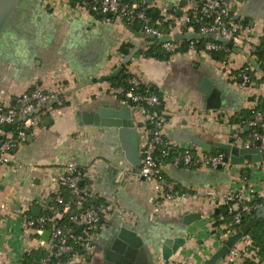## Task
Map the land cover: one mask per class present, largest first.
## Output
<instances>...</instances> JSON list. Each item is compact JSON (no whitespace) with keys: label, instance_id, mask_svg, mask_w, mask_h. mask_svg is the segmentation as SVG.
<instances>
[{"label":"crops","instance_id":"obj_1","mask_svg":"<svg viewBox=\"0 0 264 264\" xmlns=\"http://www.w3.org/2000/svg\"><path fill=\"white\" fill-rule=\"evenodd\" d=\"M142 1L146 10L173 24L181 16L179 10L185 11V7L180 8L182 0ZM62 6L50 7L46 0H18L14 15L0 33V105L14 103L18 95L36 84L44 88L57 83L65 86L62 102L12 151L8 163H0V264H22L25 254L46 250L50 234L46 231L40 236L34 229H26L24 222L33 216V205L42 207L40 215L52 210L50 218L58 223L67 216L53 209L52 202L68 162L85 172L83 187L93 204L114 198L127 215L105 218L87 255L60 264H118L108 258L107 251L113 253L122 226L141 237L146 256L153 257L149 264H203L231 235L225 228L229 223L225 213L230 214V222L231 213L226 205H214L212 199L229 191L247 190L250 185L264 197V162L181 167L175 158L183 149L205 152L192 142L193 137L209 143H227L231 138L238 145L250 141L252 128L247 122L232 119L242 110L264 111V65L256 53L264 47V0H236L232 4L233 19L246 37L229 46L221 59L190 50L168 59L146 56L141 51L156 39L141 28L122 20L104 22L89 12L73 15ZM236 15L245 22L236 20ZM172 32L188 31L172 27ZM122 44L130 45L131 50L138 47L126 66L128 72L140 75L145 86L159 90L169 119L165 135L178 144L171 156L162 159L165 190L169 192L167 187H171L174 194L171 200H165L128 161L116 127L88 124L84 119V113L99 107L124 106L110 91L111 80L94 81L120 65L125 56L120 52ZM245 67L253 74L250 87L240 84L239 74ZM206 76L222 90L220 109H208L199 90ZM134 122L144 123L138 114ZM137 131L142 134V127ZM186 167L192 174H187ZM66 191L63 188L62 195ZM63 197L65 200L68 195ZM190 213H202V218L187 224L185 217ZM174 237H184L186 242L166 261L161 247L166 238ZM239 243L244 244V238ZM224 260L217 264H225Z\"/></svg>","mask_w":264,"mask_h":264},{"label":"built area","instance_id":"obj_2","mask_svg":"<svg viewBox=\"0 0 264 264\" xmlns=\"http://www.w3.org/2000/svg\"><path fill=\"white\" fill-rule=\"evenodd\" d=\"M50 7L62 6L68 13L81 15L89 12L94 17H98L104 22L114 23L122 20L133 25L140 22L142 31L146 35H154L160 39L165 35L173 36L172 27H183L188 32H195L200 37L207 38L209 34L222 36L227 42L233 44L241 42L246 35L240 29L239 24L233 19L232 4L236 0H188L183 14L175 19V24L171 26V32L165 34L160 29L152 25L151 15L148 14L142 0H46ZM63 12V11H62ZM64 13V12H63ZM109 14V15H108ZM164 21V20H163ZM197 27V28H196ZM198 39L189 40L188 49L203 53L226 50L227 47L222 42L206 40L201 47L197 46ZM162 46L168 51H175L181 46V40H170L163 42ZM249 68H243L240 72L241 87H250L253 83L249 73ZM130 73V72H129ZM127 87L111 86L110 91L120 97L123 105L129 106L134 114H138L144 122L140 134V147L143 148L141 170L139 175L152 184L153 188L160 193L165 200H171L174 196L172 188L165 190V178L163 176L165 165L162 159L171 156L177 150L176 141L166 137V126L168 124V113L163 107V98L158 93L150 91L148 86L142 82L140 75L130 73L127 79ZM65 86L57 83L53 88H44L41 85H34L29 90L24 91L15 99L14 103L0 105V163L6 164L10 161L12 151L25 142L43 123L44 118L54 111L55 104L62 102V92ZM248 126L255 129L259 125L264 128V111H256L254 117L247 122ZM11 125L10 130L6 126ZM259 145H255L256 141ZM254 144L260 150H264V131L253 130L250 134V141L244 145ZM160 155L157 156L156 153ZM162 157V158H161ZM175 162H183L189 167H214L225 166L222 153H193L190 149L178 151ZM85 172L78 171L76 164L68 162L66 171L58 179V189L56 191V201L63 205L58 213H64L69 220L77 226L83 227V233L77 234L72 228L59 225L57 220L40 215L37 218L27 217L24 222L26 229H34L42 236L46 231L50 232V237L45 241L48 255L38 264H49L51 258L62 257L73 251L72 242L78 241L85 250V255L75 254L72 259L84 257L91 249L94 238V229L105 220V218L118 215L125 218L127 215L124 207L114 198H109L101 204H93L89 199V192L80 184L84 180ZM84 182V181H83ZM63 188H67L77 198L75 208L72 203L66 202L61 193ZM259 196L254 186H249L244 191H229L218 198H213L214 205H226L233 220L225 225L227 233L233 234L238 231L245 216L254 215L262 206L254 200ZM88 203L86 207L83 204ZM70 213V211H72ZM70 213V214H69ZM50 222V224H49ZM49 225V226H48ZM243 239V238H242ZM241 239V240H242ZM240 240V241H241ZM244 244H235L230 253L225 257V264H243L245 259H249L256 264H263L259 256V248L246 236ZM68 261V262H69ZM65 263L57 262L56 264Z\"/></svg>","mask_w":264,"mask_h":264},{"label":"water","instance_id":"obj_3","mask_svg":"<svg viewBox=\"0 0 264 264\" xmlns=\"http://www.w3.org/2000/svg\"><path fill=\"white\" fill-rule=\"evenodd\" d=\"M18 0H0V33L4 27L8 24L9 19L12 18L17 9ZM188 0H182L180 2V8L186 7ZM174 6V5H172ZM171 8V7H170ZM234 10V9H233ZM179 14H183V10H179ZM109 15V14H108ZM236 20H240L241 23L245 21L240 19L239 15L235 16ZM151 39L155 40L154 35H150ZM200 36L195 32L175 33L173 36L165 35L160 38V43L170 40H192L198 39ZM207 38L216 39L225 45L233 46L232 42H227L222 36H216L215 34H209ZM138 47L132 49L126 54L120 65L115 68L111 73L102 75L95 78L94 81H109L119 76V74L130 63L133 56L137 53ZM200 92L205 95L208 109H220L223 101L222 90L215 85L214 81L209 77H204L199 88ZM264 108V101L262 102ZM85 122L94 125H104L110 127H116L119 132V137L123 150L125 151L126 158L130 163L138 167V172L141 170L142 158L144 157L143 148L140 147V134L137 131V127H141L142 123L134 122V115L129 106H113V107H99L98 109L84 113ZM6 130H10L11 125H7ZM192 142L202 147L205 152L210 153H222L224 155V162L233 165H243L246 162H264V150H260L255 145H259L260 141H256V144L238 145L234 144L233 138L229 142L215 141L209 143L207 139L202 137H193ZM194 147H191L193 149ZM183 162L179 165L183 167ZM222 165L219 166V168ZM187 174H192L191 168L186 167ZM84 184L83 181L80 182ZM42 207L39 205H33L31 212L34 216H40ZM202 218V213H190L185 217V223L189 224L195 220ZM264 218V204L256 211L254 215L235 233L228 236L223 245L218 248L203 264H217L221 259L225 258L231 248L237 244L242 238H244L249 231L258 225L260 220ZM50 232L47 231V235ZM186 239L184 237L166 238L161 247L163 259L168 261L170 257L175 254L178 249L184 245ZM146 245H144L141 237L137 236L136 231L122 226L116 236V240L112 246V252L108 253L109 259L115 261L118 264H149L153 259L152 256H146Z\"/></svg>","mask_w":264,"mask_h":264},{"label":"trees","instance_id":"obj_4","mask_svg":"<svg viewBox=\"0 0 264 264\" xmlns=\"http://www.w3.org/2000/svg\"><path fill=\"white\" fill-rule=\"evenodd\" d=\"M71 1L76 2V0H71ZM123 1H127V0H123ZM147 12L149 15H151L152 25L154 27L160 29L165 34H169L171 32V26L173 25V23L171 21H163L158 16L153 15L152 10H150V9H148ZM133 26L135 29L142 28L141 23L136 22V21L133 24ZM206 40H212V41L220 42L216 39H210V38L206 39V38L200 37L199 40L197 41V46L201 47L202 44L204 43V41H206ZM189 42H190L189 40H182L181 46L178 47L175 51H168L162 46V43H160V41L158 39H156L155 41L151 42L150 47L148 49L142 50L141 52L144 53L146 56H156L159 58L168 59L172 54H175L177 52L186 51L188 49ZM226 47H227V49H229L228 45H226ZM130 50H131V46L128 44H122L120 46V52L124 55L128 54L130 52ZM227 52H228V50L214 51V52H212V56L214 58H220L221 59V58H224V56H226ZM256 53L258 56V61L260 62L261 65H264V47L259 48L256 51ZM248 71H249V73L252 77V80H253L252 71L250 69ZM129 76H130V73L128 72L127 67H125V69L121 72V74L118 77L111 79L112 86L127 87L128 86L127 79ZM148 89L150 91L158 93L161 96V94L157 88L150 87ZM56 105L57 104H55V106ZM258 110H259V108L242 110L241 112H239L237 118L232 119V122H241V123L245 124L246 122H248V120H250L254 117L256 111H258ZM253 130L264 131V128L259 125L255 129H252V131ZM156 154H157V156L160 155L158 152ZM82 174H83V171H82ZM84 181H86L85 177H84ZM65 189H67V188H65ZM63 193H64V195H68V198H65V201H71L72 208H75V202L77 201V198L73 195V193L71 191H66ZM254 202L260 203L261 205H263L264 204V197L257 196L256 199L254 200ZM91 203H92V201H91ZM52 205H53V209H56V210L57 209L61 210L63 208V205L59 204L56 200H53ZM87 205H88V203L84 202L83 206L86 207ZM96 205H98V204H96ZM52 214H53L52 210L46 209L42 215H44L46 217H51ZM225 216H226L225 218L230 222V219H231L230 214L225 213ZM30 217L37 218V216H34V215L33 216L30 215ZM251 217H252V215L245 216L242 225L237 229L239 230L243 226V224H245ZM49 224H50V222H49ZM59 225L68 226V227L72 228L73 232H75L77 234L83 233V227L77 226L74 223H72L69 220L68 216H65L64 218H62L61 221L59 222ZM92 232L95 233L96 229H94ZM257 232H259V234H256ZM248 235L253 239L254 245H256L259 248V254L261 255L260 256L261 260H264V218H262L260 220V222L258 223L257 226L253 227L249 231ZM72 245L74 247L73 251L63 255L60 258H58V257L51 258L49 264H56L60 260H61V262H68L70 259L73 258V256L75 254L85 255V250L83 249V247L80 245V243L78 241L72 242ZM47 255H48V252L45 249L33 250L30 253H27L24 255V258L22 260V264H37L43 258H45ZM244 264H256V263L247 259L244 262Z\"/></svg>","mask_w":264,"mask_h":264}]
</instances>
